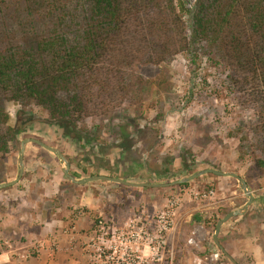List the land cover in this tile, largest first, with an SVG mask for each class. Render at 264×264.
<instances>
[{"label":"rangeland","instance_id":"374dc122","mask_svg":"<svg viewBox=\"0 0 264 264\" xmlns=\"http://www.w3.org/2000/svg\"><path fill=\"white\" fill-rule=\"evenodd\" d=\"M1 1L13 12L20 9L19 0ZM0 26L9 24L0 19ZM131 64L126 99L111 117L62 124L38 105L8 102V127L16 139L8 154L0 155V185L18 176L17 143L23 135L59 149L77 179L105 176L158 185L206 169L234 173L255 194L249 213H264V167L257 166L264 163V118L233 87L227 61L207 56L193 68L178 55L161 65L142 59ZM90 135L96 143L81 147L78 140ZM24 163L21 181L0 190V264H116L105 257L115 246L102 235L138 232L130 221L152 223L172 199L179 200L168 235L173 261L164 264H212V259L232 264L221 257L212 239L215 229L206 223L247 203L234 178L210 174L186 188H131L104 181L75 185L65 178L64 163L34 144L27 146ZM261 222L259 214L255 223ZM252 263L249 256L237 262Z\"/></svg>","mask_w":264,"mask_h":264},{"label":"trees","instance_id":"16d2710c","mask_svg":"<svg viewBox=\"0 0 264 264\" xmlns=\"http://www.w3.org/2000/svg\"><path fill=\"white\" fill-rule=\"evenodd\" d=\"M19 2L13 12L0 0V19L9 24L0 26V155L16 139L8 102L38 105L62 124L111 117L126 99V69L137 59L161 65L183 55L196 68L220 55L233 87L264 118V0ZM86 139L78 140L81 147L97 141ZM219 220L206 226L215 229Z\"/></svg>","mask_w":264,"mask_h":264},{"label":"built area","instance_id":"2783aa9c","mask_svg":"<svg viewBox=\"0 0 264 264\" xmlns=\"http://www.w3.org/2000/svg\"><path fill=\"white\" fill-rule=\"evenodd\" d=\"M179 204L172 199L169 205L155 217L152 223L142 219L132 220L128 224L138 232L129 234L102 235L101 239H111L114 249L102 254L116 264H164L172 263L173 250L168 243V235L174 228V217ZM107 239V240H108ZM120 248L121 251H120ZM119 257L120 261H116Z\"/></svg>","mask_w":264,"mask_h":264},{"label":"water","instance_id":"95a60500","mask_svg":"<svg viewBox=\"0 0 264 264\" xmlns=\"http://www.w3.org/2000/svg\"><path fill=\"white\" fill-rule=\"evenodd\" d=\"M30 144H34L37 145L39 147H42L43 149L53 153L54 155H56L58 157V159L64 163V169H63V174L65 176V178L75 184V185H85L88 183H93V182H98V181H104V182H111V183H117V184H121L127 187H131V188H169V187H177L180 185H184V184H188L200 177H203L205 175H214L216 177H230V178H234L236 181H238L241 186L242 189L245 193V195L248 198L247 203L241 207L240 209L230 212L228 213L226 216H224L222 219H220L216 226H215V231H214V235H213V242L215 244V246L220 250V252L232 263V264H237V262L235 261V259L225 250V248L221 245L220 240H219V236L221 234V230L223 228V226L225 224H227L229 221H231L232 219L239 217V216H243L245 215L250 206L253 204L254 202V195L253 193H251V191L249 190L248 185L244 182V180L237 174L234 173H225L222 171H216V170H212V169H206L203 171H200L198 173H195L185 179H182L180 181H176V182H172V183H168V184H136V183H127L124 180L121 179H116V178H111V177H105V176H96V177H88V178H84V179H75L71 174H70V164L67 160V158L65 157V155L56 148H52L50 146H48L47 144L43 143L42 141L36 140V139H31V138H27L24 139L21 143L20 146V151H19V155H18V176L17 178L9 183H5V184H1L0 185V190L3 189H7V188H11L15 185H17L21 179L24 176V172H25V163H24V158H25V152H26V148L28 145Z\"/></svg>","mask_w":264,"mask_h":264},{"label":"crops","instance_id":"0c3cea01","mask_svg":"<svg viewBox=\"0 0 264 264\" xmlns=\"http://www.w3.org/2000/svg\"><path fill=\"white\" fill-rule=\"evenodd\" d=\"M253 195L255 198V194ZM249 211L250 208L243 215L244 218L239 216L240 219L242 218L241 220L237 219L232 225L229 221L223 226L221 233L223 232L225 234L228 231L230 234H223L224 237H222V240L219 238L220 243L238 263H240L241 258L243 259L249 256L253 258L252 264H264V222L259 224L255 223L258 215L260 214L264 217V213H260L263 210L251 211V213ZM210 254L214 256L212 251ZM213 260L212 264H220Z\"/></svg>","mask_w":264,"mask_h":264}]
</instances>
